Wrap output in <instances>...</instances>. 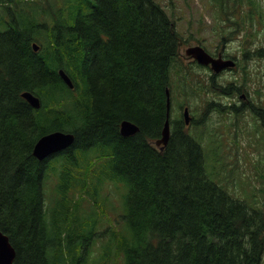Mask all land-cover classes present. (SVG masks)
Masks as SVG:
<instances>
[{
    "label": "trees",
    "instance_id": "16d2710c",
    "mask_svg": "<svg viewBox=\"0 0 264 264\" xmlns=\"http://www.w3.org/2000/svg\"><path fill=\"white\" fill-rule=\"evenodd\" d=\"M52 4L44 14L33 8L17 17L4 4L0 14V230L15 264H86L96 229L70 230L90 223L68 194L80 189L98 206L105 180L123 181L127 190L122 225L108 228L102 264L114 255L123 264H261L264 212L211 178L202 144L183 120L170 118L164 146L151 143L161 136L181 41L166 10L156 0ZM25 90L39 96L38 109ZM124 119L138 131L123 136ZM53 130L72 132V144L38 159L35 142ZM91 164L86 182L78 170ZM50 173L58 178L52 206Z\"/></svg>",
    "mask_w": 264,
    "mask_h": 264
},
{
    "label": "rangeland",
    "instance_id": "374dc122",
    "mask_svg": "<svg viewBox=\"0 0 264 264\" xmlns=\"http://www.w3.org/2000/svg\"><path fill=\"white\" fill-rule=\"evenodd\" d=\"M156 1L174 20L181 36L178 57L172 69L170 118H181L183 107H188L194 121L185 129L201 138L205 165L211 178L234 197L264 212V0H253V3L249 0ZM50 3L54 7L62 6L63 0H26L18 2V5L0 2V14L4 4L11 5L15 17L24 13L29 15L33 8H40L44 14ZM3 18L8 19L6 15ZM39 23L48 26L51 20L40 18ZM2 28L0 25V30ZM195 44L202 45L207 51L223 49L225 54L237 56L240 63L219 73L193 65L186 59L185 50ZM209 73L216 75L213 88L212 83L202 81L208 78ZM231 84L233 90L236 89V94L235 91L233 94L238 97L235 101L237 106L242 100H250L252 108L240 107L239 114L228 109L222 114L216 110L204 114L212 97L227 105L231 102L232 94L220 93L222 88H219L220 85L227 87ZM198 87H201L200 92ZM151 143L156 145L154 140ZM92 167L94 164L78 170L86 182ZM57 181L54 173L45 180L49 206L54 205L57 198ZM126 190L123 181L105 180L96 189L98 206L80 189L69 192L68 196L79 203L76 212L79 219L90 223L74 224L70 230L89 235V226L96 229L86 264H102L101 252L102 246L108 242V228L116 230L122 225L119 216L124 210ZM62 240L64 244V235ZM108 264H123L122 258L111 256ZM261 264H264V250Z\"/></svg>",
    "mask_w": 264,
    "mask_h": 264
},
{
    "label": "water",
    "instance_id": "95a60500",
    "mask_svg": "<svg viewBox=\"0 0 264 264\" xmlns=\"http://www.w3.org/2000/svg\"><path fill=\"white\" fill-rule=\"evenodd\" d=\"M32 48L36 50L38 45L33 42ZM187 53H193L194 56L202 63L212 62V67L214 70L218 71L225 66H231L234 64L233 60H219L211 58L202 47H191L186 50ZM59 75L62 80L69 86L72 87V83L67 75V73L60 68ZM167 94V109H166V119L162 128L161 137L156 141L159 144H166L169 138L170 126H169V111H170V99L169 90H166ZM22 96L30 103L34 108L40 106V99L37 95L26 90L22 92ZM185 122H189V116L187 111L184 113ZM138 126L131 120L124 119L120 122V132L123 136L133 135L138 131ZM74 140V135L71 132H64L62 130H54L42 135L35 143L33 147V154L38 159H44L45 157L61 151L72 144ZM15 249L9 241L8 236L0 230V264H15Z\"/></svg>",
    "mask_w": 264,
    "mask_h": 264
},
{
    "label": "flooded vegetation",
    "instance_id": "af4514ba",
    "mask_svg": "<svg viewBox=\"0 0 264 264\" xmlns=\"http://www.w3.org/2000/svg\"><path fill=\"white\" fill-rule=\"evenodd\" d=\"M198 46L203 47L200 44H195V45H192V46H189V47H195L196 48ZM204 50H206V49L204 48ZM207 52L213 58H216V59H228V58H231L234 61V65L233 66H228V67L222 69L221 71H226L228 69L234 68V67L238 66L239 63H240V61L237 58V56L227 55V54H225V51L223 49L222 50L214 49L213 51H207ZM186 59H188V61L190 63H192L193 65H196L198 67H203V68H207V69H210V70L212 69V66H211L210 63H208V64L200 63L197 60V58L194 57L193 53H190L189 55H186ZM215 73H219V72H215ZM207 77H208L207 79H202V81L212 83L211 88L215 87V85L213 83H215L217 81L216 80V75L209 73ZM231 86H232V84L228 85L227 87H222V85L219 86V88H222L220 93L232 94V95H230L231 102H229V104L227 105L226 103H221L219 100H216V97H212V98H210V100H209V102L207 104L206 111L204 112V114H208L210 111H213V110L219 111L222 114V112L225 109H228L229 111L231 110V112H233L235 114H239V108L240 107L241 108L242 107L243 108H252V104H251L250 100H246V101L242 100L241 105L237 106V104L235 102L237 100V98H238V97L235 98L236 89L233 90L234 88L231 87ZM200 89H201V87H198L199 92L201 91ZM233 91H235V94H233ZM240 97H243V94H241ZM185 107H183V110H184ZM188 111H189V109H188ZM190 120H191V122L194 121V119L192 117H190Z\"/></svg>",
    "mask_w": 264,
    "mask_h": 264
},
{
    "label": "bare ground",
    "instance_id": "6f19581e",
    "mask_svg": "<svg viewBox=\"0 0 264 264\" xmlns=\"http://www.w3.org/2000/svg\"><path fill=\"white\" fill-rule=\"evenodd\" d=\"M68 75V74H67ZM68 77H69V79H70V81H71V83H72V87H73V82H72V79L70 78V76L68 75ZM166 104H167V99H166ZM166 119V118H165ZM139 128V127H138ZM162 132V131H161ZM2 216V215H1ZM2 218V217H1ZM1 229V228H0Z\"/></svg>",
    "mask_w": 264,
    "mask_h": 264
}]
</instances>
